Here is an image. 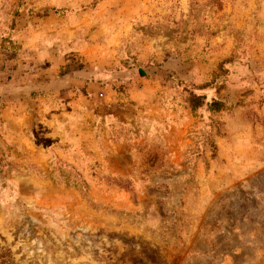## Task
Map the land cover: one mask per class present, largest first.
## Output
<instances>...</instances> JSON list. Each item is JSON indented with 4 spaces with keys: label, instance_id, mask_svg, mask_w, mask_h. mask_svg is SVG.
I'll list each match as a JSON object with an SVG mask.
<instances>
[{
    "label": "rangeland",
    "instance_id": "374dc122",
    "mask_svg": "<svg viewBox=\"0 0 264 264\" xmlns=\"http://www.w3.org/2000/svg\"><path fill=\"white\" fill-rule=\"evenodd\" d=\"M253 146L264 0H0V264H264Z\"/></svg>",
    "mask_w": 264,
    "mask_h": 264
},
{
    "label": "crops",
    "instance_id": "0c3cea01",
    "mask_svg": "<svg viewBox=\"0 0 264 264\" xmlns=\"http://www.w3.org/2000/svg\"><path fill=\"white\" fill-rule=\"evenodd\" d=\"M251 149H252V147H251ZM250 151H252V152L253 151H256V154L253 153V155H252L253 156V160H258V159L263 160L264 159V148L262 146L261 147H255V146H253V149L250 150ZM245 157L246 158H250L251 155L247 154V155H245ZM247 163H249V162H247ZM250 165H251V163L248 164L247 166H250ZM243 171H246V170H243Z\"/></svg>",
    "mask_w": 264,
    "mask_h": 264
},
{
    "label": "trees",
    "instance_id": "16d2710c",
    "mask_svg": "<svg viewBox=\"0 0 264 264\" xmlns=\"http://www.w3.org/2000/svg\"><path fill=\"white\" fill-rule=\"evenodd\" d=\"M193 97L198 99V100H201V98H203V95H196V94H193Z\"/></svg>",
    "mask_w": 264,
    "mask_h": 264
}]
</instances>
